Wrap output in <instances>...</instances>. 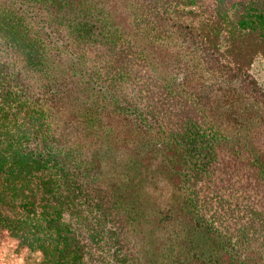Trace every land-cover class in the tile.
<instances>
[{"label": "trees", "instance_id": "obj_1", "mask_svg": "<svg viewBox=\"0 0 264 264\" xmlns=\"http://www.w3.org/2000/svg\"><path fill=\"white\" fill-rule=\"evenodd\" d=\"M257 56L264 0H0V225L37 264H264Z\"/></svg>", "mask_w": 264, "mask_h": 264}, {"label": "rangeland", "instance_id": "obj_2", "mask_svg": "<svg viewBox=\"0 0 264 264\" xmlns=\"http://www.w3.org/2000/svg\"><path fill=\"white\" fill-rule=\"evenodd\" d=\"M227 31L221 33V43H225ZM248 71L264 87V58L257 56ZM101 169L104 170L103 164ZM104 175H107L104 170ZM20 237L10 232V228L0 225V264H37L41 258L38 249H32L29 245L22 243Z\"/></svg>", "mask_w": 264, "mask_h": 264}]
</instances>
